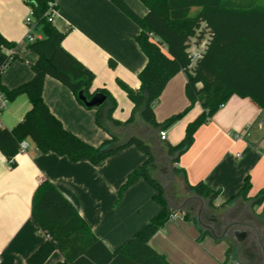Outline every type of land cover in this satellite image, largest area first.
Instances as JSON below:
<instances>
[{
  "label": "crops",
  "instance_id": "0c3cea01",
  "mask_svg": "<svg viewBox=\"0 0 264 264\" xmlns=\"http://www.w3.org/2000/svg\"><path fill=\"white\" fill-rule=\"evenodd\" d=\"M124 1L139 16L147 13L140 0ZM56 6L51 24L65 34L62 48L93 74L89 92L104 91L111 96L115 101L111 117L120 122L128 120L133 104L118 81L132 90L139 88L137 76L146 64L134 38L140 28L110 0H56ZM29 19H32L31 8L24 0H0V35L16 44L12 51L0 48V66L10 53L16 57L0 76V84L8 90L33 76L31 66L37 61V55L27 47ZM32 34L37 39L43 37L39 28L32 30ZM207 38V30L200 39L191 38L189 52H202ZM109 61L114 62L113 67L109 66ZM185 81L184 72H179L165 84L153 104L157 123L188 106ZM41 98L66 131L92 147L100 146L112 133L119 138L126 133V129L107 122L103 123L104 129L99 127L95 123L96 110L85 108L67 87L53 78L44 79ZM30 107L26 95L15 98L0 113L1 127H14ZM200 112V105L193 104L183 117L164 129V142L155 135L154 150L163 151V159L168 162L169 177L177 192L173 196L181 199L183 205L191 204L193 209L189 208V214L195 204L205 200L186 193L185 182L189 185L203 182L218 190L219 196L213 202L215 207L235 196L245 179L250 183L247 195L250 199L264 190V143L252 134L264 109L247 98L232 96L196 130L192 145L175 162L167 157V144H177L186 126ZM131 127L148 128L138 114ZM26 144L25 152L15 156L13 168L0 153V264H27L29 256L45 240L30 216L33 193L44 181L51 183L72 203L89 231L109 251L128 240L161 209L153 199L155 189L142 178L125 189L120 197L118 195L129 173L146 160V155L133 145L92 165L87 161L71 162L67 157L41 153L29 140ZM174 169L179 171L174 172ZM169 186L170 183L163 188ZM238 202L244 205L240 198L231 205ZM206 204L208 206L207 201ZM179 209L182 208L175 210ZM199 235L202 247L196 243ZM149 245L170 264H222L227 249L223 238L204 230L192 215L188 219L178 217L167 221L152 236ZM61 260L62 255L53 251L43 264H56Z\"/></svg>",
  "mask_w": 264,
  "mask_h": 264
},
{
  "label": "trees",
  "instance_id": "16d2710c",
  "mask_svg": "<svg viewBox=\"0 0 264 264\" xmlns=\"http://www.w3.org/2000/svg\"><path fill=\"white\" fill-rule=\"evenodd\" d=\"M31 8L32 30L39 28L43 37L27 42V47L37 55L31 66L32 78L8 90L0 84V92L8 103L20 95H26L30 110L11 129L0 125V153L11 168L23 141H31L41 153H53L67 157L71 162L87 161L97 165L107 157L135 146L146 155V160L129 173L118 195L137 179L142 178L156 193L153 199L161 206L159 212L128 240L109 251L88 229L75 207L51 183L44 181L35 189L30 205L31 219L45 240L29 256L27 264H43L53 251L62 255L56 264H170L150 245L152 236L170 220L182 200L168 193L153 175L157 170L156 137L198 103L200 114L190 122L183 138L175 145L167 144L166 155L175 162L193 143L196 130L206 124L217 110L236 96L249 99L264 109V0H140L147 8L144 16L135 13L124 0L110 2L133 21L140 32L134 37L146 58V64L138 74L139 88L132 90L118 81L132 102L128 120L120 122L111 117L115 101L104 91L89 92L93 74L61 46L64 33L58 31L48 15L56 10L54 0H24ZM197 8L191 15V9ZM202 23L204 26H202ZM208 31L206 44L200 56L192 61L189 52L191 38L200 39ZM32 33V32H31ZM33 35V34H32ZM16 44L0 35V48L12 51ZM10 53L0 66L1 73L15 59ZM113 67L114 62L109 61ZM184 72V93L188 106L162 123H157L153 104L165 84L177 73ZM53 78L67 87L77 101L78 92L85 87L83 96L89 100L101 92L106 101L96 110L95 123L104 129V122L121 130V138L110 135L100 146L92 147L66 131L52 116L41 98L43 81ZM138 114L148 128H132ZM125 132V131H124ZM159 139V136H158ZM179 170L174 169V172ZM184 175V172L182 171ZM185 192L205 199L210 208L223 209L235 200L251 202L252 207L264 203V190L254 198L247 195L250 183L245 179L239 192L215 207L213 202L219 191L203 182L189 185ZM191 204L183 205L184 219L189 218ZM227 243V242H226ZM237 260L236 249L227 243L222 264Z\"/></svg>",
  "mask_w": 264,
  "mask_h": 264
},
{
  "label": "flooded vegetation",
  "instance_id": "af4514ba",
  "mask_svg": "<svg viewBox=\"0 0 264 264\" xmlns=\"http://www.w3.org/2000/svg\"><path fill=\"white\" fill-rule=\"evenodd\" d=\"M190 208L193 209L191 206ZM263 218L264 214H259ZM196 219L204 230L223 238L236 249L235 264H261L262 253L258 240L264 246V218L258 220L252 208L233 204L221 214L209 209L197 210Z\"/></svg>",
  "mask_w": 264,
  "mask_h": 264
},
{
  "label": "rangeland",
  "instance_id": "374dc122",
  "mask_svg": "<svg viewBox=\"0 0 264 264\" xmlns=\"http://www.w3.org/2000/svg\"><path fill=\"white\" fill-rule=\"evenodd\" d=\"M194 10H195V8L191 12V15L194 13ZM252 134H254V136H256V137H259V140H262L263 143H264V112H263L261 118L259 119V121L256 123L255 127L252 129ZM156 155H157L158 164H157L156 173L153 176L156 177V179L158 181H160V183H162V185H167V184L170 183V186H169L167 191H168L169 194H172V195L174 194V196H176L177 195L176 188L174 187V184L172 183V179H170V177H169L168 162H167L166 159H163V157H164L163 151H160V150L157 151ZM163 174L165 176H163ZM237 204L241 205L240 202H238ZM243 204L246 207L252 208V212L254 213V215L257 217L258 220L264 218V216L262 218L259 215V214H262V213L264 214V204H262L261 207H252L250 201L244 202ZM182 207H183V204H180L177 208H182ZM194 207L195 208L191 212L192 214H190V215L195 217L196 213H197V209L199 207L202 208V209H206V208L208 209L209 206H207L206 200H205L201 204H197V205L195 204ZM211 209H213V211L215 212L214 214H221L223 212V210H224V208L223 209L211 208ZM200 236L201 235H199L198 238H196V241H197L196 243H197L198 246H201V245L203 246V244H202L203 240H202V238ZM211 242H212L213 245L215 244L214 241H211Z\"/></svg>",
  "mask_w": 264,
  "mask_h": 264
},
{
  "label": "built area",
  "instance_id": "2783aa9c",
  "mask_svg": "<svg viewBox=\"0 0 264 264\" xmlns=\"http://www.w3.org/2000/svg\"><path fill=\"white\" fill-rule=\"evenodd\" d=\"M54 2H56V0H54ZM54 13H55V10H51L49 12V15H48V21H52L53 19V16H54ZM27 25L29 27V33L27 34L26 36V40L28 42H31L34 40V36L32 35V21L29 19L27 20ZM200 56V53L199 52H192L191 53V58H192V61H195L198 57ZM7 104H8V101L5 99L4 95L0 92V113L7 107ZM158 136H159V140L164 142L166 137H165V132L164 130H161L159 131L158 133ZM26 147H27V144H26V141H23L21 144H20V148H19V153H23L25 152L26 150ZM183 211L181 210H176V212H174L171 216H170V220H175L176 218L178 217H181L183 218ZM230 264H235L234 261H231Z\"/></svg>",
  "mask_w": 264,
  "mask_h": 264
},
{
  "label": "water",
  "instance_id": "95a60500",
  "mask_svg": "<svg viewBox=\"0 0 264 264\" xmlns=\"http://www.w3.org/2000/svg\"><path fill=\"white\" fill-rule=\"evenodd\" d=\"M84 88H82L78 94L77 97L78 99L84 104V107L87 109H91V108H98L101 105L104 104V102L106 101V96L101 93V92H97L95 93L89 100H87L84 96H83V92H84ZM112 135H115L112 133ZM181 210V209H179ZM258 245L260 247L261 253H262V263L264 264V246L261 244V242L258 240Z\"/></svg>",
  "mask_w": 264,
  "mask_h": 264
}]
</instances>
